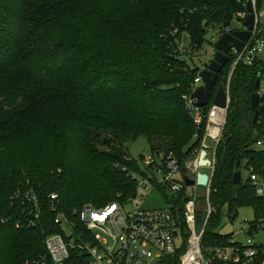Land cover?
<instances>
[{
  "label": "trees",
  "instance_id": "trees-1",
  "mask_svg": "<svg viewBox=\"0 0 264 264\" xmlns=\"http://www.w3.org/2000/svg\"><path fill=\"white\" fill-rule=\"evenodd\" d=\"M138 1L145 2L139 6ZM247 1L0 0V264L35 258L44 251L45 234L60 232L49 193L57 192L60 209L79 226L76 212L84 204L101 206L134 195L137 183L128 173L145 174L143 155L130 156L127 141L144 136L150 152L172 150L180 163L194 154L210 104L202 107L197 125L182 97L200 70L193 56L215 25L231 28ZM256 5L259 9V0ZM132 6L125 21H114L117 9ZM182 32L189 52L177 47ZM263 67L264 54L254 66L238 65L231 78L225 124L214 151L209 195L214 210L201 242L206 254L210 246L227 241L228 234L213 231L219 217L240 207H251L255 218L264 216V199L250 181L232 183L238 157L243 169L264 167V153L253 147L260 127L252 118L258 109L249 102ZM31 71L47 82H34ZM89 105L90 110L94 105L105 112L131 111L136 119L121 126L116 119L87 113ZM93 124L114 132L101 149L80 129ZM157 139L169 147L161 148ZM29 188L42 210L37 228L22 223V204L12 199L18 189ZM184 190L182 184L173 202L180 208ZM199 200L204 202L203 196ZM65 264L81 262L72 254Z\"/></svg>",
  "mask_w": 264,
  "mask_h": 264
},
{
  "label": "built area",
  "instance_id": "built-area-1",
  "mask_svg": "<svg viewBox=\"0 0 264 264\" xmlns=\"http://www.w3.org/2000/svg\"><path fill=\"white\" fill-rule=\"evenodd\" d=\"M251 1L255 15L251 36L240 50L232 47L228 52L229 61L226 64L228 69L221 83L226 93V108L212 104L215 90L208 103L210 108L207 113L209 124L206 128V139L216 143L212 145L213 155H209L211 163L207 168L210 178L207 184L201 189L196 184L189 186L184 184L181 208L174 204L167 208H143L138 202L142 199V193L159 187L167 192L178 193L182 190V183L178 181L182 167L191 178H195L201 168L198 158L180 163L174 151L161 150L143 156L140 166L142 164L141 169L145 174L135 170L129 171L128 175L137 183V191L134 195L125 201H112L101 206L84 204L76 212L77 221L81 226L60 209L57 192H51L47 196L49 209L54 214L53 224L59 226L60 232L45 234L44 251L20 264H65L72 254L77 256L81 264H215L216 262L264 264V244L253 239V236L259 232L264 234V216L255 218L253 215L252 218L241 219L242 227L239 228L238 233L248 235L244 243L237 240L235 233H230L227 241L210 246L207 250L208 254L204 252L201 243L207 221L214 210L209 199L214 151L225 124L230 102L231 78L238 65L254 66L257 59L264 54V27L259 28L260 16L255 1ZM246 15V10L239 12L232 22L241 23ZM231 31L233 30L229 26L218 28L217 39ZM177 43L179 50L189 52L188 43L185 44L181 39ZM257 76L259 86L256 90L258 94L256 124L260 128L253 147L264 153V67L258 70ZM202 84L198 70L190 84L189 92L182 96L186 109L197 125L203 116L202 107L195 106L190 95ZM215 108L224 111V120L221 123H215L212 119L211 113ZM210 126L214 128L215 137L208 134ZM246 170L247 179L254 187L256 195L264 199V167L262 170H257L253 165L248 164ZM200 190L202 195H199ZM200 196H203L204 202H200ZM184 198L187 200L184 201ZM12 199L22 204L23 224L34 228L41 226L42 210L32 188L18 189L12 195ZM198 213L205 216L200 234H196L195 230Z\"/></svg>",
  "mask_w": 264,
  "mask_h": 264
},
{
  "label": "rangeland",
  "instance_id": "rangeland-1",
  "mask_svg": "<svg viewBox=\"0 0 264 264\" xmlns=\"http://www.w3.org/2000/svg\"><path fill=\"white\" fill-rule=\"evenodd\" d=\"M255 4L257 3V0H254ZM145 1H138L136 2L137 5H143ZM257 8V5H256ZM134 9V6L131 8H123V9H117V13L114 16V21H125L129 13H132ZM259 16H260V21L261 23L259 24V28L264 27V0H259V9L257 8ZM262 24V25H261ZM231 28L232 30H238L242 28V22L239 23L237 21L231 23ZM218 36V26L215 25L213 28H211L207 34H206V42L203 44L200 52L196 54V56H193V65H197L199 69H203L206 65L208 64L209 61L213 58L215 49H214V43L217 40ZM181 37L180 39L184 41L185 44L188 43V38L185 35L184 32L180 34ZM186 59L189 61V57H186ZM22 71H27L25 68H18V72L22 73ZM32 72V73H31ZM29 72V76L33 79L34 82L37 83H44L47 82V77H43L41 75H38L34 73L33 71ZM12 72H10L11 74ZM13 97V95H12ZM91 110H90V105L87 107L86 111L87 113L90 114H98L103 117H110L113 119H116L117 122L122 126V125H127V122H133L136 119V115L133 114L131 111H125V110H119V109H111L102 111L100 110L97 106L94 107V105H91ZM208 117V114H207ZM125 123V124H123ZM209 122L207 121L206 126H205V133L203 136L202 142L206 139V128ZM80 129H82L85 133H89V138H91L94 143H97L96 146L101 149L103 148V141L109 140L112 135H114V132L112 129L106 126H101V125H88V126H80ZM115 140V139H114ZM160 140V139H159ZM158 139L155 140L156 143L158 144L161 148H166L169 147V145H164L161 143L162 141H159ZM117 141H115L116 143ZM206 142L208 145H214L216 141L206 139ZM162 144V145H161ZM125 148L130 156L133 158H138L140 155H147L150 153V145L147 141V139L144 136H138L136 139L132 141H127L125 143ZM202 149V143L201 145L197 148V150L194 152L190 158L187 160H193L195 158H198L199 152ZM208 155L212 156L213 155V149L208 148ZM141 167L142 164H141ZM200 170L205 171V168H200ZM244 179L247 178L248 172L246 168L243 169L242 171ZM178 181L182 184L183 183V176L182 173L178 176ZM199 195H202V191H199ZM178 195L176 193L172 192H161L159 189L155 188L149 192H144L142 193V199L138 201L143 208L147 209H153V208H167L173 205L174 201L177 199ZM236 216L231 220V216L233 214ZM254 215L253 209L251 207H240L238 209H234L232 212H230V216L228 214L223 215L222 217H219L217 221L216 226H214L213 231L219 234H230V233H235L236 238L239 242L244 243L247 234L246 233H238L239 228L242 227L241 219L243 217L247 218H252ZM253 239L257 242H262L264 244V234L262 232H259L253 236Z\"/></svg>",
  "mask_w": 264,
  "mask_h": 264
},
{
  "label": "water",
  "instance_id": "water-1",
  "mask_svg": "<svg viewBox=\"0 0 264 264\" xmlns=\"http://www.w3.org/2000/svg\"><path fill=\"white\" fill-rule=\"evenodd\" d=\"M245 10L247 15L245 19L242 21V29L233 30L228 33H224L220 36L216 42L214 43V55L213 58L209 61V63L200 70V76L202 78L203 84L198 86L190 95V99L195 106L204 107L208 105L214 88L217 86L216 83L218 81L219 75L222 73L223 68L229 61L228 52L232 47L240 50L244 43L250 38L252 30L254 29V8L251 0H248L245 4ZM259 86V79L257 78L254 83V91L250 94L249 102L250 106L256 108L258 105V94L256 90ZM212 104L219 108H226V93L224 91L223 85L219 84L214 92V96L212 97ZM258 112L255 111L252 122L255 123L257 119ZM208 134L210 136L215 137L216 133L214 128L210 126L208 128ZM208 148H212V145H208L205 141L202 144V149L198 155V164L205 168V171L199 170L195 178H191L187 175L186 169L182 167L181 171L183 173V181L184 184L189 186L196 184L198 186H205L210 178V173L208 170V166L211 163L210 157L208 155ZM243 164L241 158H237L234 171L232 174V183L240 184L243 181ZM187 198H184L186 201ZM205 223V216L198 213L196 215V224L195 230L196 234H200Z\"/></svg>",
  "mask_w": 264,
  "mask_h": 264
},
{
  "label": "bare ground",
  "instance_id": "bare-ground-1",
  "mask_svg": "<svg viewBox=\"0 0 264 264\" xmlns=\"http://www.w3.org/2000/svg\"><path fill=\"white\" fill-rule=\"evenodd\" d=\"M211 115L215 123H221L224 120V111H222L221 109H213Z\"/></svg>",
  "mask_w": 264,
  "mask_h": 264
},
{
  "label": "flooded vegetation",
  "instance_id": "flooded-vegetation-1",
  "mask_svg": "<svg viewBox=\"0 0 264 264\" xmlns=\"http://www.w3.org/2000/svg\"><path fill=\"white\" fill-rule=\"evenodd\" d=\"M221 83H222V80H221V82H220L219 84H221ZM219 84H218V85H219Z\"/></svg>",
  "mask_w": 264,
  "mask_h": 264
}]
</instances>
